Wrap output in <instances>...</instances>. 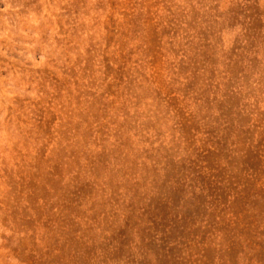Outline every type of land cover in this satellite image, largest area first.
Segmentation results:
<instances>
[{
  "label": "rangeland",
  "instance_id": "obj_1",
  "mask_svg": "<svg viewBox=\"0 0 264 264\" xmlns=\"http://www.w3.org/2000/svg\"><path fill=\"white\" fill-rule=\"evenodd\" d=\"M0 264H264V0H0Z\"/></svg>",
  "mask_w": 264,
  "mask_h": 264
}]
</instances>
